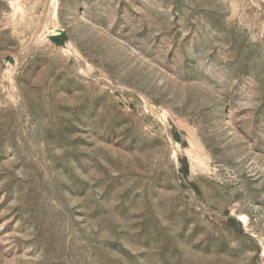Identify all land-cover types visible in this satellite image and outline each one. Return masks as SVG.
I'll use <instances>...</instances> for the list:
<instances>
[{
	"label": "rangeland",
	"instance_id": "1",
	"mask_svg": "<svg viewBox=\"0 0 264 264\" xmlns=\"http://www.w3.org/2000/svg\"><path fill=\"white\" fill-rule=\"evenodd\" d=\"M0 264H264V0H0Z\"/></svg>",
	"mask_w": 264,
	"mask_h": 264
}]
</instances>
